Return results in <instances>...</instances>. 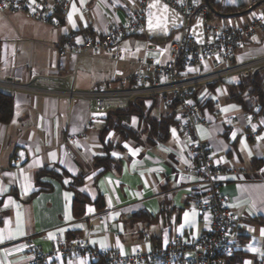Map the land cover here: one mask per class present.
<instances>
[{"label": "crops", "instance_id": "obj_1", "mask_svg": "<svg viewBox=\"0 0 264 264\" xmlns=\"http://www.w3.org/2000/svg\"><path fill=\"white\" fill-rule=\"evenodd\" d=\"M146 1L147 27L121 42L119 62L102 50L60 57L56 46L70 35L82 41L104 34L108 25L124 24L125 7L137 10L140 0H72L58 26L0 12V90L14 97L12 120L0 122V264H31V249L52 250L56 233L68 242L82 237L99 250L132 253L164 246L175 234L197 239L210 230L209 218L193 206L200 187L184 159L186 137L179 119L157 99H144L143 114L170 119L168 134L158 139L146 119L134 114L126 122L140 132L134 140L110 129L111 113H96L91 99L70 102L63 91L14 87L41 76H64L78 92L115 90L139 68L137 60L167 63L169 43L179 38L183 18L163 0ZM210 1L219 11L235 13L231 27L264 14V2L247 11L260 0ZM209 20L227 25L216 14ZM199 23L200 36L191 32ZM202 25L200 16L190 23L191 35L200 42L207 40ZM262 57L264 31H258L241 42L237 61ZM203 64L209 68L211 63ZM239 81L232 77L211 90L210 104L202 110L210 125L199 126L197 135L227 172L221 191L231 197L236 227L231 235L235 252L226 264H264V118L257 121L258 136L250 138L249 113L233 99ZM67 134L75 136L71 152L63 146ZM107 156L115 163L103 171L96 159ZM98 260L90 253L69 254L52 264Z\"/></svg>", "mask_w": 264, "mask_h": 264}, {"label": "built area", "instance_id": "obj_2", "mask_svg": "<svg viewBox=\"0 0 264 264\" xmlns=\"http://www.w3.org/2000/svg\"><path fill=\"white\" fill-rule=\"evenodd\" d=\"M72 0H0V12L6 16L22 13L31 19L58 26L68 13ZM173 7L183 18L180 36L169 43L171 59L165 63L151 60H137L139 68L127 79L119 81L115 90L78 92L69 86L64 76H41L28 84L20 81L17 89H46L66 92L72 102L76 97L91 99L96 113L126 108L137 99L162 97L165 108L172 110L179 119L180 128L186 137L184 159L190 174L200 187L196 192L193 206L211 222L210 230L197 239L175 234L164 246H156L150 251L137 249L132 253L116 250H99L84 238L74 242L65 240L62 233L54 236L55 246L50 251L31 249V264H52L69 254H93L106 264H226V259L235 251L231 235L236 227L235 217L230 209L231 197L221 191L223 177L227 174L208 142L199 139L197 128L209 126L202 107L211 100L212 85L232 77L241 78L256 69L264 67V57L245 62L237 61L241 42L258 31H264V14L258 15L241 27L214 24L209 20V9L194 0H163ZM127 20L124 24L108 25L104 34L90 36L78 41L70 35L60 41L56 51L60 57L69 54L104 51L109 58L123 60L118 48L129 37L142 35L148 18L147 1L140 0L137 10L125 7ZM203 18V34L207 38L198 41L190 32L193 18ZM212 39H209V37ZM211 64L205 66L203 63ZM10 79V78H9ZM264 118V103L256 105L249 113L247 134L258 136L257 121ZM234 117H229L233 121ZM75 136L67 134L63 146L71 152L70 143ZM247 173L241 171V174ZM256 173H259L256 172ZM111 227V224H107Z\"/></svg>", "mask_w": 264, "mask_h": 264}, {"label": "trees", "instance_id": "obj_3", "mask_svg": "<svg viewBox=\"0 0 264 264\" xmlns=\"http://www.w3.org/2000/svg\"><path fill=\"white\" fill-rule=\"evenodd\" d=\"M202 5V4H201ZM206 6V4H203ZM217 9V5L213 4ZM217 9V10H218ZM227 9V8H226ZM225 9V10H226ZM219 11V10H218ZM221 13H232L231 11H219ZM215 14L209 11V17L214 16ZM215 85L211 86L213 89ZM235 94L233 99L240 103L243 109L250 113L252 112L256 105L264 103V67L256 69L252 73L246 76H242L240 81L234 86ZM211 101V100H210ZM208 101L207 104L202 107V110L210 104ZM144 99H137L132 101L126 108L115 109L107 111L111 113V127L115 132L122 136L123 139H134L138 140L140 138V132L134 130L132 127L126 125L129 117L131 115H139L146 119L147 125L150 128L153 136H156L158 139H164L169 131V126L171 120H155L149 118L147 115H144ZM14 116V97L11 94L3 92L0 90V122L9 123ZM115 160L110 156L104 158H97L96 162L99 167H102L103 171H108L112 169ZM81 199H76V209L78 208L77 213L79 214V206H81ZM235 252V251H234ZM94 264H106L103 260H98Z\"/></svg>", "mask_w": 264, "mask_h": 264}, {"label": "water", "instance_id": "obj_4", "mask_svg": "<svg viewBox=\"0 0 264 264\" xmlns=\"http://www.w3.org/2000/svg\"><path fill=\"white\" fill-rule=\"evenodd\" d=\"M263 2H264V0H260V1H258V2L255 3L253 6H251L247 11H250V10L255 9L256 7L260 6ZM206 6H207V8H208L212 13L216 14V15L219 16V17L227 18V17H233V16L235 15V13H221V12H219V11L213 6V4L211 3L210 0H206Z\"/></svg>", "mask_w": 264, "mask_h": 264}, {"label": "rangeland", "instance_id": "obj_5", "mask_svg": "<svg viewBox=\"0 0 264 264\" xmlns=\"http://www.w3.org/2000/svg\"><path fill=\"white\" fill-rule=\"evenodd\" d=\"M258 10V9H257ZM174 16H178L179 17V15H177V13H175L174 12ZM234 17H227L226 18V21H227V25H234L235 23H234V19H233ZM213 22V21H212ZM201 24L202 23H199L198 25H197V28H193L192 30L193 31H191L193 34H195V35H201L202 33H201ZM203 26V25H202ZM146 27H147V23H146ZM196 27V26H195ZM166 45V44H165ZM223 95V94H222ZM156 99H157V103H158V105L160 106V105H162L163 104V101H162V97L161 96H157L156 97Z\"/></svg>", "mask_w": 264, "mask_h": 264}]
</instances>
